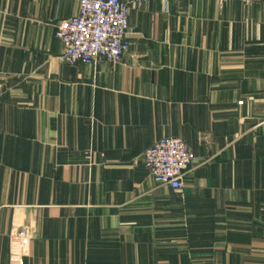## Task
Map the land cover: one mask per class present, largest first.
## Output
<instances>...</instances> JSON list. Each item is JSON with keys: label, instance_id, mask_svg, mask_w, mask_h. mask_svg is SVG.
Segmentation results:
<instances>
[{"label": "crops", "instance_id": "obj_1", "mask_svg": "<svg viewBox=\"0 0 264 264\" xmlns=\"http://www.w3.org/2000/svg\"><path fill=\"white\" fill-rule=\"evenodd\" d=\"M121 1L130 49L90 66L55 37L77 0H0V264H264V0ZM165 137L182 191L144 166Z\"/></svg>", "mask_w": 264, "mask_h": 264}, {"label": "built area", "instance_id": "obj_2", "mask_svg": "<svg viewBox=\"0 0 264 264\" xmlns=\"http://www.w3.org/2000/svg\"><path fill=\"white\" fill-rule=\"evenodd\" d=\"M148 0H134L141 5ZM171 1L189 0H163ZM227 2L233 0H219ZM245 4L259 0H235ZM77 13L56 25L55 37L64 46L61 59L70 64L77 62L96 66L106 59L116 65L130 49L129 3L121 0H77ZM242 104V102H239ZM195 157L187 143L178 137L157 141L144 155V166L160 186L182 191L184 177ZM22 230L17 237L26 238Z\"/></svg>", "mask_w": 264, "mask_h": 264}]
</instances>
